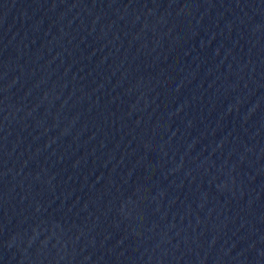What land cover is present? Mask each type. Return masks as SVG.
<instances>
[{
	"label": "water",
	"instance_id": "water-1",
	"mask_svg": "<svg viewBox=\"0 0 264 264\" xmlns=\"http://www.w3.org/2000/svg\"><path fill=\"white\" fill-rule=\"evenodd\" d=\"M0 264H264V0H0Z\"/></svg>",
	"mask_w": 264,
	"mask_h": 264
}]
</instances>
